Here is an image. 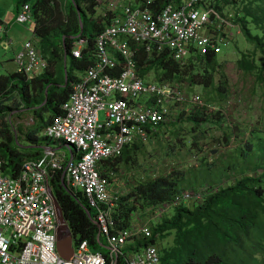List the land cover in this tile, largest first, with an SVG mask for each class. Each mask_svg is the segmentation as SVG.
I'll use <instances>...</instances> for the list:
<instances>
[{
    "label": "built area",
    "instance_id": "obj_1",
    "mask_svg": "<svg viewBox=\"0 0 264 264\" xmlns=\"http://www.w3.org/2000/svg\"><path fill=\"white\" fill-rule=\"evenodd\" d=\"M95 7L105 28L91 50L85 37L79 36L71 46L76 58L91 51L93 62L72 82L60 114L40 132L46 139L71 145L70 154L44 145L41 156L25 160L14 175L3 169L0 154V264H116L119 254L126 264H159L156 243L129 254H123L122 249L130 240L151 237L154 222L150 221L161 220L166 210L200 203L207 188L184 190L170 201L135 211L131 226L118 229L114 212L120 196L128 192L122 180L127 176L103 173V161L120 157L127 146L145 143L159 125L176 123L182 111L199 107L221 110L227 125L233 127L226 109L207 104L195 92L187 93L184 83L155 82L150 75L139 74L137 48L133 46L142 45L151 56L168 51L181 63L196 53L220 54L223 44L240 33L232 15L217 9L212 0H178L163 7H158L156 0H96ZM30 20V4L24 3L16 21ZM38 41L33 32L15 55L16 71L28 80L49 66ZM57 175L93 209L98 237L108 244L109 263L103 253L90 250L87 240L73 242L74 253L69 259L58 254V223L48 192Z\"/></svg>",
    "mask_w": 264,
    "mask_h": 264
},
{
    "label": "trees",
    "instance_id": "obj_2",
    "mask_svg": "<svg viewBox=\"0 0 264 264\" xmlns=\"http://www.w3.org/2000/svg\"><path fill=\"white\" fill-rule=\"evenodd\" d=\"M212 1L220 10H223L225 5L234 7L235 12L232 16L239 24L240 33L254 46V52H259L263 57L264 0ZM177 2L178 0H156L158 7ZM24 3L30 4L34 22L33 32L38 37L40 50L47 58L49 66L44 73L31 80L16 71L0 75V154L3 158V169L12 175L19 171L25 160L41 156L43 145L38 144L37 140L46 138L42 137L40 132L60 114L61 105L69 96L72 82L78 78L74 72L78 71L81 74L93 62L91 51L84 52L82 58L73 56L71 52L73 41L79 36L85 37L91 50L96 36L106 26L103 18L96 15V0H17V5ZM252 26L259 33H254ZM86 32L90 37H86ZM133 46L137 48V65L139 74L143 77L153 72L157 79L187 82L191 86L200 85L205 89H214L220 95L218 99H214L215 101L226 97L228 82L225 73L220 70L219 54L196 53L181 63L174 60L168 51L151 56L144 51L142 45ZM239 63L247 71L260 68L259 78L262 79L264 64L258 65L254 58H250L246 53L242 54ZM50 68H53L52 72ZM216 74L219 79L217 83ZM205 101L207 104L212 102L209 98L207 100L205 98ZM217 103L223 108L221 102ZM13 112L18 117L31 114L34 119L28 123L25 121L17 123ZM43 112H48L46 120L42 116ZM180 115L178 121L185 116L197 126L216 116L229 131V134L227 131L224 134L226 145H230L231 140L235 139L234 127L227 125L221 110L199 107L188 113L182 111ZM175 125L176 123L159 125L152 132L151 138L159 137L158 135L162 137L168 127ZM20 135L35 144L33 150L22 152L15 147L14 142H17ZM144 145L143 142L134 143L127 146L120 157L103 161L102 172L105 174L108 171L117 172L120 163H133ZM247 147L252 153L247 152L245 148H237L239 156L244 159L256 156L253 167L257 170L263 165L264 146L258 147V154L255 153L252 143ZM232 168L233 165L229 163L225 168L218 170L217 175L220 178L209 181L200 203L182 204L174 208L170 216H163L157 223L152 224L151 237H139L128 241L122 249L123 254L156 243L160 256L159 264H264V171L258 175L241 174L232 180L230 179ZM196 171L194 168L189 169V172H169L170 174L166 176L149 177L130 185L129 192L120 196L114 212L117 228H129L131 215L137 210H145L170 201L192 186L197 185L196 189L202 186L200 184L203 183L205 171ZM223 176L229 178L226 184L219 182ZM50 184L75 236L74 242L87 240L90 250L103 253L109 263L107 241L102 236L98 237L99 229L93 221V209L86 198L74 195L63 184L59 175L54 177ZM85 209L90 210L91 217H88ZM156 235H159L158 239ZM171 236V243L161 245L163 240ZM116 264H126L121 254L118 255Z\"/></svg>",
    "mask_w": 264,
    "mask_h": 264
},
{
    "label": "rangeland",
    "instance_id": "obj_3",
    "mask_svg": "<svg viewBox=\"0 0 264 264\" xmlns=\"http://www.w3.org/2000/svg\"><path fill=\"white\" fill-rule=\"evenodd\" d=\"M0 1L7 2V7L11 4L12 8L17 4V0ZM83 9L87 12L84 6ZM223 10L230 15L235 12L234 7L230 5H225ZM252 31L259 33L253 26ZM86 37H90L87 32ZM222 47L223 50L219 54V60L220 70L225 73L228 82L226 97L223 100L215 101L214 99H218L220 95L214 89H205L200 85L191 86L187 82H184L183 87L187 93L195 92L203 100L205 98L206 100L207 98L211 99V104L217 105V102H221V106L227 110V114L232 120L235 139L231 140L230 145H226L224 134L225 131L229 134V131L223 126L222 120L217 119L216 116L211 117L207 122L201 123L200 126L183 116L176 122L175 126L168 127L162 137L158 135L159 137L146 141L144 148L138 151L135 163H120L117 173L118 175L124 173L127 176H123L122 180L125 181V189L128 192L130 185L149 177L166 176L170 174L169 172L174 171L189 172V169L194 168L195 172H197L196 170L205 171L203 183L200 184L202 186L198 185L199 187L196 189V185V187L192 186L186 190H198L209 185L210 180L219 179L218 170L225 168L229 163L233 165L232 172L229 170L230 179L232 180L241 174L258 175L264 171V161H262L263 165L255 170L253 161H255L256 156L252 159H244L239 156V150H237V148H245L247 152L252 153L250 150L248 151L247 147L252 143L255 153H257L258 147L264 146V71H262V79H260V68L247 71L239 63L242 54L246 53L250 58H254L258 65L262 66L264 56L262 57L259 52H254V46L241 33L235 34L230 42L223 44ZM6 62L7 65H5ZM15 71L13 61L8 56L4 57L0 51V75ZM50 71L52 72L53 68H50ZM74 73L80 75L78 71ZM149 75L157 82L153 72ZM218 80V74H216L215 82L217 83ZM42 116L46 120L48 112H43ZM100 117L103 118L102 113H100ZM18 119H16L17 123L21 121L30 122L26 116L18 117ZM36 119L38 118L36 117ZM194 126H196V129H194ZM37 141L40 145L47 144L70 154L68 147L62 141L51 139H38ZM14 144L22 152L33 150L35 145L23 135H20ZM228 179V177L223 176L219 182L226 184ZM145 210H137V212ZM164 213V216H170L173 211L166 210ZM152 222L157 223V221H150V224ZM171 240L172 236L163 240L161 245L169 244Z\"/></svg>",
    "mask_w": 264,
    "mask_h": 264
},
{
    "label": "crops",
    "instance_id": "obj_4",
    "mask_svg": "<svg viewBox=\"0 0 264 264\" xmlns=\"http://www.w3.org/2000/svg\"><path fill=\"white\" fill-rule=\"evenodd\" d=\"M7 5H8L7 2L3 3L2 1H0V20H1V26L3 27V29L0 31V48H1L0 51L2 52V55L4 57L8 56L9 59L13 61L16 69V64L14 60L15 55L23 48L25 41L32 36L34 22L33 20H30L29 22L26 23L17 22L16 16H17V12L20 10L21 5L16 4L15 7L13 8L11 7L12 6L11 4H9L8 7ZM7 64L8 63L6 62L5 65ZM14 112H13V115H15L14 120L16 119L19 120L18 116H16ZM26 118H29V120H33L34 116L28 114Z\"/></svg>",
    "mask_w": 264,
    "mask_h": 264
},
{
    "label": "water",
    "instance_id": "obj_5",
    "mask_svg": "<svg viewBox=\"0 0 264 264\" xmlns=\"http://www.w3.org/2000/svg\"><path fill=\"white\" fill-rule=\"evenodd\" d=\"M78 14L80 13L79 11V7H76ZM80 23H81V33L83 31V26H82V21L80 19ZM66 56V54H65ZM64 71H65V75L67 74L66 72V65H64ZM47 94V91H46ZM46 102V100L44 101V103ZM65 146L68 147L69 150H72L73 147L67 143L64 144ZM48 192L50 194V196L52 197L53 203H54V207H55V211H56V219H57V229H56V235H57V243H56V248H57V252L58 254L65 258V259H69L73 253H74V247H73V242H74V234L72 233L66 218L64 217V214L62 212V209L55 197V194L52 190L51 187H48ZM86 213L88 215V217H91V212L89 209H85Z\"/></svg>",
    "mask_w": 264,
    "mask_h": 264
}]
</instances>
